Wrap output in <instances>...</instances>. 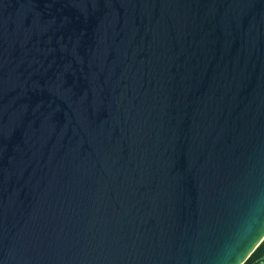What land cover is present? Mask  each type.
Segmentation results:
<instances>
[{
	"label": "water",
	"instance_id": "1",
	"mask_svg": "<svg viewBox=\"0 0 264 264\" xmlns=\"http://www.w3.org/2000/svg\"><path fill=\"white\" fill-rule=\"evenodd\" d=\"M263 241L264 0H0V264Z\"/></svg>",
	"mask_w": 264,
	"mask_h": 264
},
{
	"label": "trees",
	"instance_id": "2",
	"mask_svg": "<svg viewBox=\"0 0 264 264\" xmlns=\"http://www.w3.org/2000/svg\"><path fill=\"white\" fill-rule=\"evenodd\" d=\"M262 263H264V241L253 252V254L244 264H262Z\"/></svg>",
	"mask_w": 264,
	"mask_h": 264
},
{
	"label": "rangeland",
	"instance_id": "3",
	"mask_svg": "<svg viewBox=\"0 0 264 264\" xmlns=\"http://www.w3.org/2000/svg\"><path fill=\"white\" fill-rule=\"evenodd\" d=\"M262 264H264V263H262Z\"/></svg>",
	"mask_w": 264,
	"mask_h": 264
}]
</instances>
